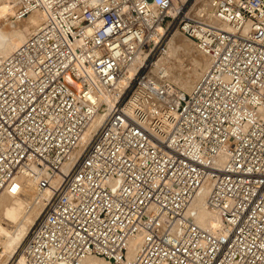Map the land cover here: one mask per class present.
I'll use <instances>...</instances> for the list:
<instances>
[{"label":"built area","instance_id":"obj_1","mask_svg":"<svg viewBox=\"0 0 264 264\" xmlns=\"http://www.w3.org/2000/svg\"><path fill=\"white\" fill-rule=\"evenodd\" d=\"M35 11L0 56V194L50 192L20 257L264 264V0H16ZM175 33L207 60L188 90L153 74ZM204 187L216 230L193 208Z\"/></svg>","mask_w":264,"mask_h":264},{"label":"bare ground","instance_id":"obj_2","mask_svg":"<svg viewBox=\"0 0 264 264\" xmlns=\"http://www.w3.org/2000/svg\"><path fill=\"white\" fill-rule=\"evenodd\" d=\"M15 2H16V0H15ZM35 12L37 13V11H35ZM39 12H42V14H44V19L42 21V23H43L45 18L47 17V13L45 11H39ZM33 14H35V13H33ZM29 16L30 17H28V20H29V18L32 19V22L30 23V25L35 26L34 30H36L42 24V23L41 24L39 23L41 16H39V14H36V15L30 14ZM13 23L15 24V22H13ZM15 25L17 26V24H15ZM24 28L25 27L23 26V29ZM28 30H26V31H28ZM30 34H28V36ZM178 35H181V34H178ZM28 36H26L25 38H23V37L22 38L12 37L9 41L12 43L11 46L7 47V49L4 50V52L0 56L9 55ZM21 39H22V41H21ZM17 42H19V43H17ZM172 55H173V57H171ZM172 58H176V61H175V59H172ZM187 59H190L192 61L193 65H195V66L198 65L200 67V69H203L206 67L207 60H206L205 56L197 51L196 47L194 46L193 42L190 39H188L184 35L173 36L169 40L167 54L158 60V62L155 65V68L153 70V74L158 75L162 70H164V73L167 76L168 80L173 82L179 88H181L183 90H188L195 83V81L198 78V75L194 73L190 64H189L190 68H185L188 65V64L186 65V62H185ZM184 65H186V66L184 67ZM133 70L134 69H132V72H133ZM189 86H191V87H189ZM107 112L108 111L106 108H102V110L99 112V114L93 119V121L91 122V124L86 129V131L83 135V139H82L81 144L72 153L69 160L64 164V166H63L64 172L68 171V169L70 168V166L72 165L74 160L80 154L81 150L89 142L92 134L98 128L101 121L106 116ZM208 190H209V187H204L203 189L200 190V192L198 193V195L196 196V198L193 202V208L194 209L195 208H201V211L199 212V217L201 216L203 219L205 218V215L208 217V219H207L208 225H203V224H200L198 222L201 226L206 227V228H210L212 230H216L218 228L217 226L220 223L219 217L214 212L209 211L205 207V198L207 196ZM49 197H50V192L46 191L43 193V192L37 191L34 181H27L24 184V186L22 187L21 192L18 195L13 196V195H10V194L5 193V192L0 194V245L5 248L4 252L6 254V256L3 257L2 260H0V264H5L8 260H10L13 257L14 253L9 254V255H7V254L15 247V244H16L15 235H16V233H19V230H20L19 228L21 227V225H23L24 223L31 222L32 218L28 215L32 214V212L36 213L39 210H41L45 201L48 200ZM195 211H196V209H195ZM19 213L22 214V216L20 215V217H18L17 220L13 219L15 221L13 222L12 225H9V223H7V222L12 221V220L10 221L9 218L10 219L13 217L15 218L17 215H19ZM4 220H6V222H3ZM23 240L21 242H23ZM139 241H140L139 238H135L134 240H132V242L130 243V249H129L128 254H127L128 257H132L134 255V253L136 252L137 247L139 245ZM21 244L22 243H20L19 245H21ZM7 256H9V257L7 258ZM101 263L112 264L110 262H107V261L101 260V259H99V260L98 259H89V261H88V264H101ZM14 264H28V263L21 256L16 260V262H14Z\"/></svg>","mask_w":264,"mask_h":264},{"label":"rangeland","instance_id":"obj_3","mask_svg":"<svg viewBox=\"0 0 264 264\" xmlns=\"http://www.w3.org/2000/svg\"><path fill=\"white\" fill-rule=\"evenodd\" d=\"M33 13H35V14H33ZM30 14H32V15L39 14V16H41L39 23L40 24L42 23V21L44 19V14H42V12L37 11V13L32 12ZM30 14H28L24 17H19L16 14V2H15V0H0V35H1L0 36V55L4 52V50L7 49V47L11 46L12 43L9 41L12 37H19V38L23 37V38H25L26 36H28V34H30L35 29V26L30 25V23L32 22V19L29 18V20H28V17H30L29 16ZM13 22H15V24H17V26ZM23 26L25 27L24 29H23ZM26 30H28V31H26ZM178 34L179 33H175L174 36H181ZM21 41H22V39H21ZM17 43H19V42H17ZM167 52H168V50H167ZM171 57H173V55ZM172 59H175V61H176V58H172ZM187 60L185 62H186V65L187 64L188 65L187 66L184 65V67L186 66L185 68H190L192 61L190 59H187ZM189 87H191V86H189ZM43 207H44V205L42 206L41 210H39L38 212H36V213L32 212V214H29L28 216H30L32 218L31 222L24 223L23 225H21V227L19 228L20 229L19 233H16V235H15V237H16L15 238V240H16L15 247L7 254V255H9V254L14 253L13 254V260H12L13 264L20 257V253L18 251V248L20 247L19 244L22 243L21 241L26 237L27 233L30 231V229L34 225V223H36V220L39 218V216L43 212V209H44ZM195 209H196V213H197V222H199L200 224H203V225H208L207 224L208 217L206 215H205L204 219L201 216L199 217V212L201 211V208H195ZM20 215L22 216V214L19 213V215H17L15 218L14 217L11 219L9 218V220L10 221L12 220V221L7 222V223H9V225H12L13 222L15 220H17L18 217H20ZM13 219H15V220H13ZM3 222H6V220H4ZM4 249L5 248L0 245V253H2V255H0V260H2L3 257L6 256ZM8 257L9 256H7V258ZM101 264H103V263H101ZM104 264H109V263H104Z\"/></svg>","mask_w":264,"mask_h":264}]
</instances>
